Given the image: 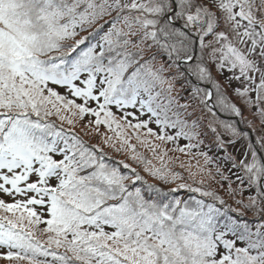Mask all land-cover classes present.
<instances>
[{"label":"snow or ice","instance_id":"obj_1","mask_svg":"<svg viewBox=\"0 0 264 264\" xmlns=\"http://www.w3.org/2000/svg\"><path fill=\"white\" fill-rule=\"evenodd\" d=\"M0 260L264 264V0H0Z\"/></svg>","mask_w":264,"mask_h":264},{"label":"trees","instance_id":"obj_2","mask_svg":"<svg viewBox=\"0 0 264 264\" xmlns=\"http://www.w3.org/2000/svg\"><path fill=\"white\" fill-rule=\"evenodd\" d=\"M173 71H174V70H173ZM177 86H178V89H179V86H180L179 83L177 84ZM185 95H186V93H185ZM181 102H183V101H181ZM57 123L59 124L58 121H57ZM64 127H65L66 129L69 128V126L66 125V124L64 125ZM153 127H154V126H153ZM241 127H243V125H241ZM70 130H71V131H75L77 134L81 135L82 138L85 140V142H86L89 146H91V145L102 146L100 136L97 135V134L94 133V132H91V130H90V134H89V135H84L83 132L81 131V129H77V128H75V129H70ZM207 142L210 143V139H209ZM179 143H180V145L182 146V145L186 144L187 141L180 140ZM168 147H170V145H168ZM240 147H241V144H237V145H236V148H240ZM229 149H230V152L233 151V149H231V148H229ZM205 150H206V149H205ZM104 151H105L106 155L112 157L114 160L124 159L123 156L117 155L116 153L112 152V151H111L110 149H108V148H105ZM209 154H210V155H223V153H217L216 150H215V148H213V151H212L211 153H209ZM126 162H129V163H130V161H126ZM145 179L148 181V183L157 184V186H161V185H159L158 182H157L156 180H154V179H151V178H149V177H147V176H145ZM172 186L174 187V185H172ZM165 190H167V189H165ZM231 202H232V201L229 200V203H230V204H232ZM232 206H233V205H232ZM233 207H234V206H233ZM233 215H235V213H233ZM243 219H244V220H251V219H252V214H251V213H246L245 216L243 217ZM41 227H43V226H41Z\"/></svg>","mask_w":264,"mask_h":264},{"label":"rangeland","instance_id":"obj_3","mask_svg":"<svg viewBox=\"0 0 264 264\" xmlns=\"http://www.w3.org/2000/svg\"><path fill=\"white\" fill-rule=\"evenodd\" d=\"M177 89H178V86H177ZM245 115L247 116L248 114L247 113H245ZM249 119L251 118V117H248ZM77 129H80L79 128V126L77 127ZM100 133L101 134H104V135H109L110 133H107L106 132V130L103 128V126H101V128H100ZM101 139V138H100ZM229 151H230V149H229ZM239 198V197H238ZM6 200L8 199V198H5ZM8 202H11L10 200H8ZM246 202V201H245ZM232 203V202H231ZM232 205L234 206V208L236 207V205L234 204V203H232ZM41 226H43V225H41ZM0 264H9V262L8 261H5V260H0Z\"/></svg>","mask_w":264,"mask_h":264}]
</instances>
